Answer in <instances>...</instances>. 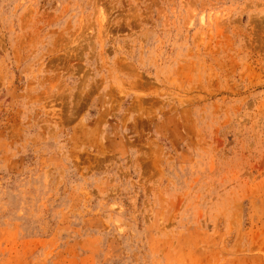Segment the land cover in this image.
I'll return each instance as SVG.
<instances>
[{"label": "rangeland", "instance_id": "obj_1", "mask_svg": "<svg viewBox=\"0 0 264 264\" xmlns=\"http://www.w3.org/2000/svg\"><path fill=\"white\" fill-rule=\"evenodd\" d=\"M0 264H264V0H0Z\"/></svg>", "mask_w": 264, "mask_h": 264}]
</instances>
